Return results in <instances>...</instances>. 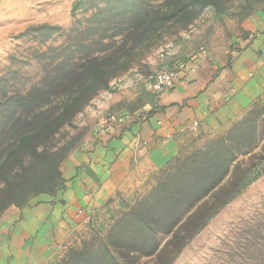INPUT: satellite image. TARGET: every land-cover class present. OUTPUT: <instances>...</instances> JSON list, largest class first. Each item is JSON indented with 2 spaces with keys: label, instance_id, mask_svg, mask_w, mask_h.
Wrapping results in <instances>:
<instances>
[{
  "label": "rangeland",
  "instance_id": "1",
  "mask_svg": "<svg viewBox=\"0 0 264 264\" xmlns=\"http://www.w3.org/2000/svg\"><path fill=\"white\" fill-rule=\"evenodd\" d=\"M142 1L166 18L135 48L126 67L56 133L58 139H75L66 157L88 146L89 141L97 142L110 117H142L150 112L156 97L149 82L157 72H180L203 55L233 53L242 41L262 35L264 28V0ZM106 3L108 0H0V121L6 119L1 112L11 97L18 101L28 91L48 87L45 77L57 72L58 61L67 55L79 57L80 33L85 36L88 30L85 19L95 7ZM91 34L95 37L97 31ZM253 89L250 100L237 98L225 113L182 132L176 154L164 164L131 173L100 206L88 211L59 240L54 239L50 253L38 263L67 264L71 250L104 236L113 222L157 183L174 158L192 157L199 149L225 147V159H232L231 167L241 162L243 181L248 182L168 264H264V72L262 81L255 79ZM4 134L1 131L0 141ZM62 184L61 177L56 188ZM169 238L160 235V245ZM136 264L167 262L142 255Z\"/></svg>",
  "mask_w": 264,
  "mask_h": 264
},
{
  "label": "trees",
  "instance_id": "2",
  "mask_svg": "<svg viewBox=\"0 0 264 264\" xmlns=\"http://www.w3.org/2000/svg\"><path fill=\"white\" fill-rule=\"evenodd\" d=\"M110 1L85 19L87 34H80L88 43L78 42L79 57L58 61L57 72L45 77L48 87L28 91L18 101L11 97L1 112L6 119L0 121V133L5 131L0 141V217L9 206L20 207L40 193L53 192L75 140L58 139L56 133L126 67L135 48L166 18L142 0ZM92 31H97L95 37ZM225 157L222 147L174 158L104 236L71 250L67 264H136L142 255L171 262L248 182L243 181L241 162L231 167L232 159ZM160 235H170L162 246Z\"/></svg>",
  "mask_w": 264,
  "mask_h": 264
},
{
  "label": "crops",
  "instance_id": "3",
  "mask_svg": "<svg viewBox=\"0 0 264 264\" xmlns=\"http://www.w3.org/2000/svg\"><path fill=\"white\" fill-rule=\"evenodd\" d=\"M262 61L264 28L233 53L194 60L145 116L104 127L97 142L73 151L60 167L62 185L2 213L0 264H39L54 239L100 206L131 173L174 156L183 124L197 120L200 126L225 113L235 99L250 100L255 79L262 81Z\"/></svg>",
  "mask_w": 264,
  "mask_h": 264
},
{
  "label": "built area",
  "instance_id": "4",
  "mask_svg": "<svg viewBox=\"0 0 264 264\" xmlns=\"http://www.w3.org/2000/svg\"><path fill=\"white\" fill-rule=\"evenodd\" d=\"M178 76V72L173 69H163L152 76L149 86L153 95L157 98L165 91L171 89L174 85L175 79ZM143 117V116H142ZM142 117H136L133 115H123V116H112L105 124V129H111L116 125L123 124L129 120L141 119ZM199 123L197 120L183 124L180 128V132H187L197 129Z\"/></svg>",
  "mask_w": 264,
  "mask_h": 264
}]
</instances>
